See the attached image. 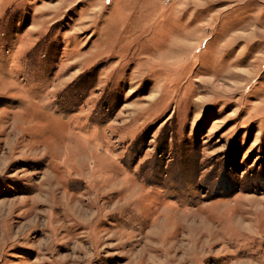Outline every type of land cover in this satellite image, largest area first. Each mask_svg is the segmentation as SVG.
Returning a JSON list of instances; mask_svg holds the SVG:
<instances>
[{
    "label": "rangeland",
    "instance_id": "374dc122",
    "mask_svg": "<svg viewBox=\"0 0 264 264\" xmlns=\"http://www.w3.org/2000/svg\"><path fill=\"white\" fill-rule=\"evenodd\" d=\"M0 264H264V0H0Z\"/></svg>",
    "mask_w": 264,
    "mask_h": 264
},
{
    "label": "built area",
    "instance_id": "2783aa9c",
    "mask_svg": "<svg viewBox=\"0 0 264 264\" xmlns=\"http://www.w3.org/2000/svg\"><path fill=\"white\" fill-rule=\"evenodd\" d=\"M169 1H171V0H164L165 3L169 2Z\"/></svg>",
    "mask_w": 264,
    "mask_h": 264
}]
</instances>
